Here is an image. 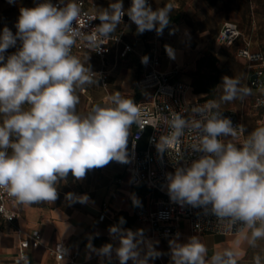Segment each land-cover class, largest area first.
I'll use <instances>...</instances> for the list:
<instances>
[{
    "label": "clouds",
    "instance_id": "9594fccd",
    "mask_svg": "<svg viewBox=\"0 0 264 264\" xmlns=\"http://www.w3.org/2000/svg\"><path fill=\"white\" fill-rule=\"evenodd\" d=\"M171 12L170 4L153 10L148 0H131L124 9L123 0H115L99 12L96 31L85 36L76 27L80 7L75 0H59V5L43 0L20 9L16 33L6 26L0 32V189L20 204L54 203L57 185L66 182L69 173L82 180L88 171L112 161L129 162L130 129L142 123L139 105L117 92L110 106L97 104L87 115L78 113L77 89L92 84L94 73L71 49L78 38L101 49L98 38L113 33L125 15L136 25L137 34L154 30L161 35ZM17 41L20 47L5 58L6 50ZM165 51L175 58L170 46L165 45ZM141 62L146 64L148 57L143 56ZM219 86L222 102L249 91L237 77L224 76ZM219 108V102L210 101L194 107L192 117L172 115V132L160 138L158 150H163L161 145L178 143L185 129H190L197 134L192 151L199 155L167 174L168 195L181 205L241 223L251 230L248 243L256 247L258 240H264V127L251 131L240 146L226 143L221 137L235 138L245 128L234 127ZM65 199L86 204L90 197L69 192ZM131 199L134 206L140 205L135 194ZM124 223L121 217L108 229L118 240L117 247L106 243L96 249L91 242L87 247L109 260L115 252L119 264H149V259L161 255L143 229L133 232L123 228ZM176 236L168 242L172 264H237L232 250L216 252L208 259L207 248L197 236L186 243L178 242L179 233ZM254 264H261L260 256L254 257Z\"/></svg>",
    "mask_w": 264,
    "mask_h": 264
},
{
    "label": "crops",
    "instance_id": "0c3cea01",
    "mask_svg": "<svg viewBox=\"0 0 264 264\" xmlns=\"http://www.w3.org/2000/svg\"><path fill=\"white\" fill-rule=\"evenodd\" d=\"M54 1L56 0H50L51 3ZM130 1L123 0L124 9L130 7ZM41 2L43 0H13L12 3L0 0V32L6 26L15 34L20 9L32 8ZM86 2L88 8L98 15L115 0ZM166 4L172 6V12L170 23L161 35H157L154 30L137 34L136 25L126 15L125 21L110 34L120 36L121 40L112 43L111 51L105 57L91 50L71 52L86 67H91L92 71L104 70L107 75L105 83L98 75H94L92 84L77 89L80 98L78 113L87 115L97 104L110 106L111 97L117 92L124 98L134 99L136 103L147 98L148 92L138 86L139 77L147 69V63H142L141 58L147 56L148 61L151 60L156 49L159 51L163 70L178 68L175 78L192 84L193 98H208L207 91H195L194 81L199 59L206 58L201 71L205 75L209 73L211 63L207 58L210 55L218 59L219 68V83L211 98L224 103L220 101L222 88L219 86L224 76L239 78L241 86L246 87L252 95V100L255 94L264 93V89H256L248 83L252 69L246 59L237 55V49L243 44L242 40L233 45L219 46L216 43L223 24L233 21L239 24L243 37L251 41V48L264 52V0H153L150 6L156 10ZM125 43H130L133 49L122 56ZM165 45L174 50V59L169 58ZM19 47L20 42L17 41L15 47L6 50L5 58L15 53ZM258 117L259 112L256 110L253 115L243 119L247 134L256 128ZM134 129L135 124L130 129L127 154ZM127 164L112 161L102 168L88 171L82 180H76L69 173L66 182L57 185L58 198L54 203L20 204L14 200L11 208L17 211V218L12 222H0V264H18L15 258L20 239L34 229L42 232V244L31 249L35 264H72L68 257L59 260L49 250L50 246L59 242H64L69 252L78 253V264H119L115 252L109 260L91 251L87 245L91 242L94 248L99 249L104 244L111 243L114 248L117 247L119 242L110 236L108 229L118 224L121 217L125 220L123 228L133 232L143 229L144 236L148 234V224L137 218L136 210L139 206L148 204L153 194L146 185L131 183L126 170ZM69 192L76 195L87 194L90 200L86 204L71 203L65 199V194ZM132 194L139 199V206L133 205ZM102 213H105L104 218L101 217ZM181 228L178 242L186 243L190 237L197 236L207 248L208 259L214 253H222L228 249L235 253L237 264H254L255 256H260L261 264H264V240H258L257 246L252 247L248 243L251 230L247 227L234 235L210 232L191 235L187 221H182ZM176 238L177 236L146 238L161 253L159 257L149 259V264H172L168 242ZM156 241L159 243L156 244ZM143 254L142 246L141 255ZM128 264L132 262L129 261Z\"/></svg>",
    "mask_w": 264,
    "mask_h": 264
},
{
    "label": "built area",
    "instance_id": "2783aa9c",
    "mask_svg": "<svg viewBox=\"0 0 264 264\" xmlns=\"http://www.w3.org/2000/svg\"><path fill=\"white\" fill-rule=\"evenodd\" d=\"M75 2L80 7V16L76 27L85 36L90 35L96 31V26L100 24L99 19H96L98 15L88 8L86 0H76ZM152 2L153 0H148L149 4ZM53 4L59 5V1L56 0ZM125 17L126 15L123 17V22ZM240 39L243 44L237 49V55L246 59L252 69L248 83L256 89H264V52L255 51L251 48V41L243 37V32L238 23L226 21L218 34L216 43L219 46L233 45ZM120 40V36L115 35L99 37L100 49L90 47L86 40L78 38L71 52L91 50L99 56L105 57L111 51L112 43ZM132 49L130 43H125L121 55L126 56ZM92 72L94 75H98L104 83L106 82L107 75L104 70ZM178 72V68L171 71H165L161 68L160 54L156 49L152 59L147 62V69L138 79V86L148 92V97L137 103L143 113L142 123L135 124L128 151L129 162L126 170L133 185H146L153 196L148 204L137 208L136 216L140 221L148 224V234L145 238L176 236L177 233L181 235L182 221L188 222L191 235L206 232L221 235L238 234L246 228L241 223H232L228 219L221 220L211 213L205 214V211L200 207L181 205L172 201L168 195L167 174L173 173L177 166L190 163L199 155L192 151V145L197 143V134L193 130L185 129L178 143L168 146L161 145L163 148L161 152L157 148V144H160V138L170 136L172 132L170 121L174 113H180L189 118L193 116L194 107L216 101L213 98L191 97L192 84L176 79L175 75ZM252 107L259 112L256 128L264 127V93L254 95ZM219 110L223 112L224 116L231 119L234 127L244 126L245 132L237 136L241 138L240 141H232L233 137H221L226 143L232 142L240 146L248 135L243 117L233 107L220 105ZM14 200L15 198L10 196L6 190L0 189L1 223L12 222L17 218V211L11 208ZM101 217L104 218L105 213H102ZM41 244L42 232L39 229L28 232L20 239L16 262L25 264L24 258H26L27 264H35L31 256V249ZM49 250L59 260L68 257L72 264H78V253L69 252L64 242L50 246Z\"/></svg>",
    "mask_w": 264,
    "mask_h": 264
},
{
    "label": "trees",
    "instance_id": "16d2710c",
    "mask_svg": "<svg viewBox=\"0 0 264 264\" xmlns=\"http://www.w3.org/2000/svg\"><path fill=\"white\" fill-rule=\"evenodd\" d=\"M208 61H210V71L207 75L205 73H202L201 67L202 64L206 61L205 59H199L198 61V70L196 71V79L194 81L195 84V91H207L208 92V98L213 97L214 93H216V88L219 83V68L217 66V58L213 55H210L208 58ZM204 77H207L205 79Z\"/></svg>",
    "mask_w": 264,
    "mask_h": 264
},
{
    "label": "rangeland",
    "instance_id": "374dc122",
    "mask_svg": "<svg viewBox=\"0 0 264 264\" xmlns=\"http://www.w3.org/2000/svg\"><path fill=\"white\" fill-rule=\"evenodd\" d=\"M220 104L237 109L240 115L243 117V119H245L246 116H251L256 112V110L252 107V95H250L249 92L247 94L238 96L236 99L230 102H224ZM240 140H241L240 137H236L232 139V141H240Z\"/></svg>",
    "mask_w": 264,
    "mask_h": 264
}]
</instances>
